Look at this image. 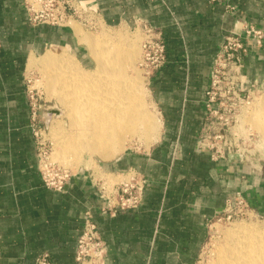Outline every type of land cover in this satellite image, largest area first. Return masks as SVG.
Instances as JSON below:
<instances>
[{
	"label": "crops",
	"instance_id": "1",
	"mask_svg": "<svg viewBox=\"0 0 264 264\" xmlns=\"http://www.w3.org/2000/svg\"><path fill=\"white\" fill-rule=\"evenodd\" d=\"M77 1L95 8L108 27L151 24L166 45V62L147 83L160 123L157 139L143 153L99 164L103 172L142 175V200L137 209L109 214L83 168L71 171L62 191L44 185L25 70L47 47L67 42L79 55L82 43L71 26L31 24L24 0H0V264H34L42 252L52 264H76L87 210L106 244L104 264H193L210 222L237 190L252 207L264 206L263 178H252L235 156L215 159L200 143L213 57L224 36L245 23L264 31V0ZM247 49L240 71L253 96L264 85V41Z\"/></svg>",
	"mask_w": 264,
	"mask_h": 264
},
{
	"label": "bare ground",
	"instance_id": "2",
	"mask_svg": "<svg viewBox=\"0 0 264 264\" xmlns=\"http://www.w3.org/2000/svg\"><path fill=\"white\" fill-rule=\"evenodd\" d=\"M72 29L81 43L89 45L96 59L94 70L81 67L68 52L48 50L39 59L31 56L27 67L46 69L49 91L71 115L69 132L58 137L56 143L60 159L71 156L79 160L83 151L107 159L123 150L141 128L148 135L155 126L143 108L139 80L127 74L132 64L131 51L119 46L104 48V42L81 35L77 27ZM244 117L255 124L264 142V108ZM226 234L228 242L219 249L218 264H264V225L239 222L228 228Z\"/></svg>",
	"mask_w": 264,
	"mask_h": 264
},
{
	"label": "rangeland",
	"instance_id": "3",
	"mask_svg": "<svg viewBox=\"0 0 264 264\" xmlns=\"http://www.w3.org/2000/svg\"><path fill=\"white\" fill-rule=\"evenodd\" d=\"M66 25L71 26L72 28L77 27L81 35H90L96 40L104 42V48L119 46L123 47V49L126 48L127 51H131V54L133 55V58L131 59L132 64L127 69V74L128 76L131 75V77H135L139 80L143 108L155 126V129L153 128V130L149 131L148 135L145 134V129L141 128L139 133L132 137L131 141H127L123 150L107 159L101 158L96 154L89 155L87 152L83 151V155L81 154L79 160H76L75 157L71 158V156H69L67 160L63 158L61 160L59 155H57L59 147H57L56 143L58 137L69 132L71 115L66 112L67 107L59 101L58 97L49 91L47 87L48 80L46 78V69H43L41 66L27 67L24 74V94L26 96L33 95V99L38 100V103H40L41 108L38 116L40 124L42 128H44L43 142L44 146H46L43 158L56 162L67 168L70 172L80 168L88 170L91 179L96 181L95 183L102 181V183H105L108 188H111L112 185L116 183L129 180L131 174L117 175L116 173L103 172L99 169V164L124 153L129 152L139 154L145 152L157 139L160 127L157 109L152 100L147 84L148 79L138 65L141 57L143 31L141 25L137 28L123 29L117 27L112 28L103 24H100L95 30L90 28L86 22H83L81 18H75L74 20L71 19ZM78 41L80 42V40ZM47 50L54 53L61 51L64 53L68 52L77 59L81 67L87 70L92 71L96 66V59L91 53L89 45L83 42L80 49V52L82 53L79 55L78 53H74L72 48L70 49L67 42H61L59 45L47 47L46 50L34 55L35 59H39ZM108 53L111 57H117L116 53ZM104 56L106 57L107 53H104ZM116 69L117 72L120 70L119 67ZM262 107L264 108V85L258 91H254L249 102L237 113L235 119L228 118L227 120L226 117L230 114L228 110H226L225 115L220 118L208 115L205 127L201 131L200 142L204 144V147L211 150L213 156L216 157L215 159L229 156L226 149L231 142L232 152L229 154L238 159L242 157V160L240 161H242L246 168L252 172V178H263L262 180H264V142L260 138V133L255 124L253 125V122L250 121L249 118L247 119L244 117V114L250 115V113L257 111ZM59 114H61V116L58 117ZM49 118L53 119L49 120ZM218 134L222 135V137H215ZM216 148L218 149V152L215 151ZM257 173L261 175H258ZM247 202L249 203L248 200ZM249 205L250 208H252V211L247 215L229 221L217 217L210 222L207 238L193 264H218L219 249L227 244L228 236L226 232L233 224L241 222L258 227L264 225V206L252 207L251 204Z\"/></svg>",
	"mask_w": 264,
	"mask_h": 264
},
{
	"label": "built area",
	"instance_id": "4",
	"mask_svg": "<svg viewBox=\"0 0 264 264\" xmlns=\"http://www.w3.org/2000/svg\"><path fill=\"white\" fill-rule=\"evenodd\" d=\"M24 5L27 20L34 26L61 27L71 19L81 18L90 28L96 30L101 22L95 8L83 5L77 0H24ZM141 29L143 40L138 65L148 79L151 74L165 64L166 45L161 32L155 26L142 23ZM263 41L264 31L248 23H245L239 32H231L224 36L213 57L209 84L205 92L207 118L208 115L220 118L228 110L230 114L226 117L227 120L228 118L235 119L237 113L249 102L252 96L243 89L244 81L240 71L242 58L247 52L249 44L261 46ZM27 101L30 128L34 136L38 168L43 183L49 189L62 191L66 187L71 172L56 162L43 158L46 146L43 142L44 128H42L38 116L41 108L40 103L33 99V95H27ZM215 137L219 138L222 135L218 134ZM201 145L204 146L203 143ZM231 146L230 142L226 149L228 155L232 152ZM215 151L218 152V149L216 148ZM239 160H242V157ZM130 174L129 180L116 183L111 188H108L102 181L96 183L99 193L107 199L105 210L111 215L118 211L137 209L141 203L145 179L135 171H131ZM251 211L249 203L241 191L237 190L236 195L227 200L219 217L229 221L247 215ZM105 253L106 244L97 225L92 220L91 212L87 210L84 213L82 229L77 239L75 262L76 264H104ZM34 264H52V262L49 254L42 252L36 256Z\"/></svg>",
	"mask_w": 264,
	"mask_h": 264
}]
</instances>
